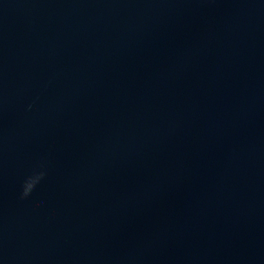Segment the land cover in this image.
I'll use <instances>...</instances> for the list:
<instances>
[{
    "label": "water",
    "instance_id": "obj_1",
    "mask_svg": "<svg viewBox=\"0 0 264 264\" xmlns=\"http://www.w3.org/2000/svg\"><path fill=\"white\" fill-rule=\"evenodd\" d=\"M0 264H264V0H0Z\"/></svg>",
    "mask_w": 264,
    "mask_h": 264
},
{
    "label": "clouds",
    "instance_id": "obj_2",
    "mask_svg": "<svg viewBox=\"0 0 264 264\" xmlns=\"http://www.w3.org/2000/svg\"><path fill=\"white\" fill-rule=\"evenodd\" d=\"M43 178H44V173H37L33 176L28 177L27 180L25 181L24 191L22 196L23 197L29 196Z\"/></svg>",
    "mask_w": 264,
    "mask_h": 264
}]
</instances>
